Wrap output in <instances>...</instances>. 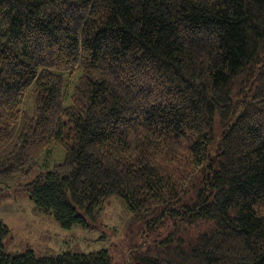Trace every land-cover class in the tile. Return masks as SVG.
Listing matches in <instances>:
<instances>
[{
	"label": "trees",
	"instance_id": "1",
	"mask_svg": "<svg viewBox=\"0 0 264 264\" xmlns=\"http://www.w3.org/2000/svg\"><path fill=\"white\" fill-rule=\"evenodd\" d=\"M64 159L25 181L53 148ZM63 228L116 197L123 264H264V0H0V194ZM0 264H113L105 249Z\"/></svg>",
	"mask_w": 264,
	"mask_h": 264
},
{
	"label": "rangeland",
	"instance_id": "2",
	"mask_svg": "<svg viewBox=\"0 0 264 264\" xmlns=\"http://www.w3.org/2000/svg\"><path fill=\"white\" fill-rule=\"evenodd\" d=\"M63 159V148L54 147L50 155L38 161L25 181L31 180L39 171L61 163ZM128 219L124 205L118 198L111 197L101 206L95 228L80 225L63 228L51 214L35 211L29 195L23 190L0 194V220L9 229L3 238V245L9 254H20L26 249L32 250L36 256L105 249L113 264H123L129 259L126 237Z\"/></svg>",
	"mask_w": 264,
	"mask_h": 264
}]
</instances>
